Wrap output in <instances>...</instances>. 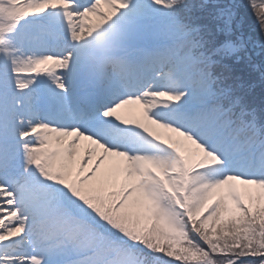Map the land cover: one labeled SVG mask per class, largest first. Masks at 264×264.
<instances>
[{
	"label": "snow or ice",
	"instance_id": "6c2138e0",
	"mask_svg": "<svg viewBox=\"0 0 264 264\" xmlns=\"http://www.w3.org/2000/svg\"><path fill=\"white\" fill-rule=\"evenodd\" d=\"M0 264H264V0H0Z\"/></svg>",
	"mask_w": 264,
	"mask_h": 264
}]
</instances>
